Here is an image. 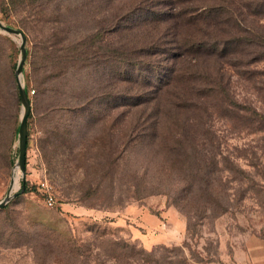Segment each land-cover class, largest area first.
<instances>
[{"label":"rangeland","instance_id":"374dc122","mask_svg":"<svg viewBox=\"0 0 264 264\" xmlns=\"http://www.w3.org/2000/svg\"><path fill=\"white\" fill-rule=\"evenodd\" d=\"M167 1L0 0V22L26 37L30 104L22 176L21 40L0 31V201L19 173L0 264H237L264 240V61L236 68L249 81L215 76L225 97L169 83L192 61L174 59ZM239 3L264 33V0Z\"/></svg>","mask_w":264,"mask_h":264},{"label":"trees","instance_id":"16d2710c","mask_svg":"<svg viewBox=\"0 0 264 264\" xmlns=\"http://www.w3.org/2000/svg\"><path fill=\"white\" fill-rule=\"evenodd\" d=\"M167 2L170 14L164 23L169 22L173 29L174 59L178 61L180 57H189L192 61L188 72H181L174 67L169 83H184L199 96L221 94L225 97L228 83L222 81L223 79L217 82L214 80L215 76L223 78L221 72L224 68H233V73L244 77L245 80L252 79L250 72L236 71V68L254 67L264 61V33L255 32L240 19L239 0ZM251 49L253 51H250ZM228 58L234 59L235 62L226 61ZM197 84L202 86L201 89H197ZM25 92L28 97L26 89ZM182 106L181 104L178 107L183 108ZM260 120L262 122V118ZM27 191L25 184L23 193Z\"/></svg>","mask_w":264,"mask_h":264},{"label":"water","instance_id":"95a60500","mask_svg":"<svg viewBox=\"0 0 264 264\" xmlns=\"http://www.w3.org/2000/svg\"><path fill=\"white\" fill-rule=\"evenodd\" d=\"M0 31L20 37L21 43L19 45L20 58L15 69V78L18 88V97L22 105V113L19 120L18 132H17V157L15 166L19 173L23 176L26 168V143H27V119L30 113V104L26 95L25 89L21 84V75L23 73V64L26 58L25 42L26 37L18 29L10 28L0 22ZM13 180H11L9 189L5 197L0 201V209H2L11 199H13L19 192H13ZM23 192V187L20 193Z\"/></svg>","mask_w":264,"mask_h":264},{"label":"crops","instance_id":"0c3cea01","mask_svg":"<svg viewBox=\"0 0 264 264\" xmlns=\"http://www.w3.org/2000/svg\"><path fill=\"white\" fill-rule=\"evenodd\" d=\"M237 264H264V240L250 237L245 244V251L239 253Z\"/></svg>","mask_w":264,"mask_h":264},{"label":"built area","instance_id":"2783aa9c","mask_svg":"<svg viewBox=\"0 0 264 264\" xmlns=\"http://www.w3.org/2000/svg\"><path fill=\"white\" fill-rule=\"evenodd\" d=\"M40 188H41V190L44 192V194L46 196V199H45L46 206L47 207H52L53 204H54V201H53L52 194L49 191V187H48L47 183H45V182L40 183Z\"/></svg>","mask_w":264,"mask_h":264},{"label":"bare ground","instance_id":"6f19581e","mask_svg":"<svg viewBox=\"0 0 264 264\" xmlns=\"http://www.w3.org/2000/svg\"><path fill=\"white\" fill-rule=\"evenodd\" d=\"M18 179H19V173H16L14 175V177L12 178V180H13V189H12V191H15L18 188Z\"/></svg>","mask_w":264,"mask_h":264}]
</instances>
